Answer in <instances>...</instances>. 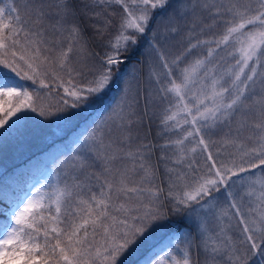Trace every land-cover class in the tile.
<instances>
[{
    "label": "snow or ice",
    "instance_id": "snow-or-ice-1",
    "mask_svg": "<svg viewBox=\"0 0 264 264\" xmlns=\"http://www.w3.org/2000/svg\"><path fill=\"white\" fill-rule=\"evenodd\" d=\"M0 5V130H15L25 111L63 126L80 116L87 125L62 182L36 189L0 222V264H165L171 253L159 244L143 251L162 229L163 239L184 245L171 264H194L193 247L203 264H250L257 255L264 264V0H176L164 32L153 26L154 12L172 0ZM176 37L182 50L173 55ZM142 79L154 85L144 89L154 114L164 105L166 187L145 163L150 146L124 150ZM117 81L112 126L99 117L89 124ZM125 161L133 167H121ZM96 166L102 171L89 176Z\"/></svg>",
    "mask_w": 264,
    "mask_h": 264
},
{
    "label": "rangeland",
    "instance_id": "rangeland-1",
    "mask_svg": "<svg viewBox=\"0 0 264 264\" xmlns=\"http://www.w3.org/2000/svg\"><path fill=\"white\" fill-rule=\"evenodd\" d=\"M175 5H176V0H172V6L166 9L155 10L153 26H159L161 32H164L166 29V26L168 25L169 17L173 15ZM217 31H221V30L218 29ZM207 35H210V34H206L203 38H207ZM180 41H181V37H176L175 40L170 41V48L172 50L173 55L178 54L182 50V45ZM137 56L132 57L130 61L132 64L137 59ZM113 87H115V85ZM140 88H141V95H140L139 104L137 107V115L133 116L132 123L129 125V127L131 128V132L133 134L131 141H134V138H136V136L141 131V129H143V124L140 120L141 117L143 118L147 131H149V122L152 125V127L156 129L157 133H159L160 141L158 145H155L154 143H152V154L155 157L154 158V169L156 170L154 172L158 173L159 182H161L160 186L166 187L167 176H166L165 169L166 167H171L172 164H171V159H167V160L162 159V157L166 155V153L162 151V145L165 144L166 140L168 139V135H169L168 133H165L163 135L161 133L162 126L160 124L159 115L162 112L164 105H157L155 108V114H154V109L151 103L146 104L144 100V89H149V90L154 91V85L150 84L146 79H142L140 82ZM257 91L259 92V87H257ZM113 92H114V89H111L107 93V95L103 98V100L97 103V105L95 106V109L99 107L100 103L109 102V100H111V96ZM70 111L76 113L79 110L74 109ZM18 115H23L24 119L20 122V124L15 130L8 131V132H4L0 130V176L3 175L13 165L27 158V156L30 157L36 154L38 151H44L47 147L59 141L62 137L66 136V134L69 131V128L71 127V126L60 125L59 122L56 120L55 116H49L47 119H45L43 117H40L36 113H32L30 111H25L24 113H21ZM79 119H80L79 116H77L73 121V125L77 124ZM241 120H242V117L238 116L237 123H239ZM105 122H106L104 125L105 128L112 126V123H113L112 120H109L107 118ZM236 126L237 125L234 123L233 129H235ZM227 131L228 129L225 128L224 132H227ZM248 134H249L248 131H245L241 139L246 140V137ZM212 139L218 142L216 145V148H219L220 135L213 136ZM82 141L83 139L81 140V142ZM216 148H214L213 151H216ZM232 150L233 149L229 147L225 149V152H230ZM78 151H79V146L77 145L76 147L73 148L70 158H66V159L71 160L72 156ZM61 155L66 157L67 155L66 148H64L60 154H57V152L47 153L44 156V161H46V167H48L49 164L52 163V160H55L57 156L61 157ZM167 155L171 157L172 154L167 153ZM66 159H64L63 161H65ZM44 161L42 162L34 161L32 163V169L33 170L41 169L40 167H42ZM46 167L43 168V171L41 172L39 176H36L34 177L33 180H30V182L26 186V190L22 192L21 194L20 201L23 200L25 197H30L31 191L34 189L36 184H38L39 179L44 176V170L46 169ZM56 171H57V168L55 165V167L52 168V180L54 184L57 183L59 179ZM10 211L11 210H6L5 213L10 214ZM236 223L237 222L235 220L233 223L234 227ZM167 231L168 229H162L158 231L154 235L152 240L144 246L143 248L144 254L149 251L152 244H159V247L157 248L158 252L160 251L161 247L166 248L168 246L167 244L168 242L164 243L163 241H166L167 239H163V238L165 237ZM0 237H2V234L0 235ZM166 249L171 253V256H175L177 260H181L183 258V255L181 253L184 252V245L181 241H180V244L178 243V245H175L174 247H172L171 250L169 249V247H167ZM191 252H192L191 259L194 262V264H196V262H198V264H203L204 254L201 251V249L193 247ZM171 256L167 258L171 259ZM260 259L261 258L258 255L251 257L250 264H259ZM166 264H170V262Z\"/></svg>",
    "mask_w": 264,
    "mask_h": 264
},
{
    "label": "trees",
    "instance_id": "trees-1",
    "mask_svg": "<svg viewBox=\"0 0 264 264\" xmlns=\"http://www.w3.org/2000/svg\"><path fill=\"white\" fill-rule=\"evenodd\" d=\"M19 2L23 3L24 0H19ZM0 6H3V5H0ZM116 7L118 8L119 6H116ZM115 19L118 20L119 17L116 16ZM86 32L88 35H91L92 29L87 28ZM91 47L98 50L97 45L95 43H93ZM137 55H139V49L137 50V53L133 55V57ZM130 64L132 63L130 62ZM128 68H129V65L122 66L121 73L128 71ZM22 83H24L25 86L28 87L30 90H34L36 88L35 85H32L31 81H22ZM112 89H114V92L111 96V100H109V102L99 104V107L95 109V111L93 112V115L88 120L89 124L92 123L93 120H96L98 117L104 121L108 118V113L110 112V106L113 105V102L116 99H118L119 94H120L119 93V81H117V84ZM40 91L46 92L47 90L40 89ZM4 99H7V98L5 97ZM44 102L47 103V99H45ZM52 102L55 103V101H52ZM13 103H15L14 100H13ZM5 107H7V105H5ZM79 118L80 119L77 122L80 125L79 128L75 127L76 124L71 126L66 136L62 137L59 141L50 145L44 151H38L36 154L30 157L27 156V158L13 165L3 175L0 176V222L1 221L6 222L10 219L9 214H6L5 211L11 210L14 204H16L21 199V194L22 192L26 190V186L30 182V180L34 179V177L36 176H39L41 172L43 171V168L46 167V161H44V156L49 152H57V154H60L62 150L66 148L67 149L66 157L61 155V157L57 156L55 160H52V163H50L49 166L46 167V169L44 170V173H45L44 176L40 178L39 183L36 184L34 189L31 191V194L35 192L36 189L47 190L50 185L54 184L52 180V168L55 167V165L57 168V171H56L57 175L62 182L63 175L66 171H68V163L70 162V159H66V158H70L73 148L76 147L77 145L79 146V144L74 143V141L77 140V137H80V134L84 132V129L87 126L84 123L83 118L80 116ZM140 120L143 124V129H141L138 135L136 134L137 136L136 138H134V141L125 142L124 150L125 151L127 150L144 151L143 146H150V150L144 153L146 156L145 163L149 165L152 170L156 171L154 169V158L155 157L152 154V143H154L155 145L159 144V141H160L159 133H157L156 129L152 127L150 122H149V131H147L143 118L141 117ZM89 131H91V129H89ZM80 139L82 140L83 137H80ZM117 139H122L119 133H117L114 136V140H117ZM114 149H115V145H114ZM117 154L123 155L122 152H117ZM64 159L68 161L66 160L63 161ZM34 161L35 162L44 161L42 167H40L41 169H35V170L32 169V163ZM138 163L139 161H137V166H138ZM121 167H127L131 169L133 167V163L131 161H125L121 165ZM100 171H102V169L96 166V167L90 168L87 174L89 176H95V175H98ZM155 177H156L155 179L156 184L160 185L161 182H159L157 172L155 173ZM163 242L164 243L168 242L167 247H169L170 250L175 245H178V243L180 244L179 240L170 242L167 239L166 241H163ZM148 254H149V251L145 253V255H148ZM181 254L183 255V253ZM165 262L166 263L170 262L171 264V259L167 258Z\"/></svg>",
    "mask_w": 264,
    "mask_h": 264
},
{
    "label": "crops",
    "instance_id": "crops-1",
    "mask_svg": "<svg viewBox=\"0 0 264 264\" xmlns=\"http://www.w3.org/2000/svg\"><path fill=\"white\" fill-rule=\"evenodd\" d=\"M243 210L247 211V207L245 206V208H244ZM234 221H235V220H234ZM234 221H232V224L234 223Z\"/></svg>",
    "mask_w": 264,
    "mask_h": 264
}]
</instances>
